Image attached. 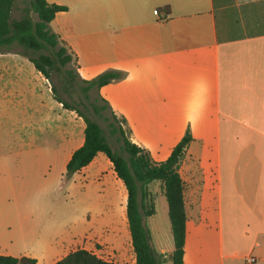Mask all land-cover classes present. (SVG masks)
<instances>
[{"label":"crops","instance_id":"obj_1","mask_svg":"<svg viewBox=\"0 0 264 264\" xmlns=\"http://www.w3.org/2000/svg\"><path fill=\"white\" fill-rule=\"evenodd\" d=\"M47 1L67 7L50 26L74 55L81 79L124 73L99 94L125 121L122 127L133 144L160 163L190 133L179 165L187 216L184 264H248V258L264 264V0ZM31 65L12 50L0 52L1 77L17 68L18 81L33 83L34 91L46 90L55 100L40 72L35 69L34 80L25 75ZM70 112L74 129L64 132L61 122L54 131L50 124L43 129L67 145L58 152L65 173L84 143L79 134L81 129L84 135L85 123ZM77 177L84 180L89 209L97 213L81 234L71 226L64 237L35 236L24 251L12 239L9 191L0 184V255L55 264L84 249L117 264L104 257L110 249L121 264H136L128 194L112 162L99 153L69 180ZM153 202L155 214L145 223L153 247L166 257L172 252L171 225L157 227ZM41 206L32 205L34 213Z\"/></svg>","mask_w":264,"mask_h":264},{"label":"trees","instance_id":"obj_2","mask_svg":"<svg viewBox=\"0 0 264 264\" xmlns=\"http://www.w3.org/2000/svg\"><path fill=\"white\" fill-rule=\"evenodd\" d=\"M29 6L19 19H13L12 13L16 0H0V52L10 50L15 44L23 48V56L28 58L35 69L52 82L53 75L61 74L63 68L71 63L76 64L74 55L68 49L61 36L50 26L57 13L66 11L67 7L51 4L47 0H27ZM36 15L37 19L33 17ZM120 71H106L98 77L86 81L76 72L69 71L64 83H77L81 87L80 104L86 113L69 104L59 94L57 87L52 85L54 99L63 108L74 111L85 123L84 143L77 149L66 166L65 177L70 179L75 173L89 165L94 158L103 153L112 162L117 176L123 181L127 194V219L136 264H184V248L186 239V209L184 202V182L179 173L180 162L192 141L189 132L173 149L170 157L155 162L149 151L133 144L123 129L124 120L119 119L107 101L99 94L101 87L124 77ZM53 83V82H52ZM95 90L96 102L90 101L89 92ZM88 101V105L85 102ZM102 102L99 106L97 103ZM110 112L106 117L111 134L121 136V150L117 151L110 144L100 122L92 117V112L102 117V112ZM161 181L168 205V217L173 237V251L166 257L158 254L152 245V236L145 219L155 214L153 196L147 186ZM141 197V202L139 201ZM0 264H36L35 259L28 257L16 258L0 255ZM55 264H115L97 257L84 249L76 250Z\"/></svg>","mask_w":264,"mask_h":264},{"label":"rangeland","instance_id":"obj_3","mask_svg":"<svg viewBox=\"0 0 264 264\" xmlns=\"http://www.w3.org/2000/svg\"><path fill=\"white\" fill-rule=\"evenodd\" d=\"M27 6H29L27 0H16L12 18H21ZM33 17L37 19L35 14ZM10 50L21 55L24 52L17 44ZM35 71L32 64L31 70L26 71L25 75L34 80ZM69 71L76 72L74 62L63 68L61 74H54L53 83L48 80L49 84L51 88L53 84L57 87L65 101L86 113L87 111L80 104L83 86L80 80L77 79V83L66 84L69 93L64 90ZM19 73L21 72L15 68L7 71L6 76H0V184L5 185L9 191L7 206L11 209L10 219L14 221L11 225L12 239L15 241V247L24 251L33 246L35 236L36 239L50 238L54 234L64 237L70 233L71 226H76L81 234L87 221L94 217L97 210H90L91 204L87 198H84L83 178L69 180L65 177V166L59 160L58 152L62 145L63 149L67 145L60 142L58 134L43 130L46 124H50L54 131L55 122L57 125L59 122L62 123L64 132L71 127L74 129L77 125L76 117L69 110L62 109L46 90L34 91L31 87L33 83L18 81ZM89 96L90 101L96 102L95 90L90 91ZM85 104L88 105V101ZM97 104L101 106L102 102ZM89 114L100 122L113 148L120 151L121 136L112 135L108 121L105 120L106 117H110V112L103 111L102 117H98L93 112ZM63 137L65 138V135ZM82 137L84 135L80 129L79 138ZM150 190L156 201L155 221L157 227L162 229L163 224L166 225L169 221L162 182H152ZM34 204L43 205L40 213H34L37 211L32 208ZM149 218L145 219L148 224L151 223ZM33 226L36 228L34 235ZM35 246H37L36 242ZM169 246L173 251L171 230ZM109 251L111 254L104 257L121 264L115 250L113 252L109 249Z\"/></svg>","mask_w":264,"mask_h":264},{"label":"built area","instance_id":"obj_4","mask_svg":"<svg viewBox=\"0 0 264 264\" xmlns=\"http://www.w3.org/2000/svg\"><path fill=\"white\" fill-rule=\"evenodd\" d=\"M154 13H155V15H158V17H162V19L166 18L159 11H154ZM254 261L255 260L253 258H248L247 259V263L248 264H252V263H254Z\"/></svg>","mask_w":264,"mask_h":264}]
</instances>
